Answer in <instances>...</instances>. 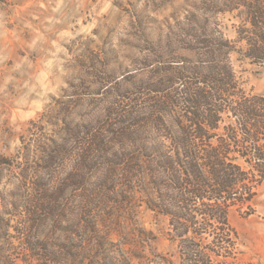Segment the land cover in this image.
Segmentation results:
<instances>
[{
	"label": "trees",
	"instance_id": "trees-1",
	"mask_svg": "<svg viewBox=\"0 0 264 264\" xmlns=\"http://www.w3.org/2000/svg\"><path fill=\"white\" fill-rule=\"evenodd\" d=\"M188 6L183 17L172 13V21L159 22L157 35L142 32L135 68L120 71L128 88L111 86L108 77L100 81L114 99L103 113L77 119L85 87L67 82L68 89L30 122L29 139L22 137L12 160L0 159V165L12 161L24 191L21 219L49 215L68 188L82 186L77 169L60 183L73 148L85 168L105 160L115 173L126 174L146 209L167 219L165 234L176 245L179 264H230L237 258L229 217L232 210L252 215L256 189L264 183V94L243 90L231 57L264 64V0H197ZM226 14L237 22L234 40L217 20ZM80 56L94 63L92 56ZM91 233L109 264H129L116 244L95 227Z\"/></svg>",
	"mask_w": 264,
	"mask_h": 264
},
{
	"label": "rangeland",
	"instance_id": "rangeland-1",
	"mask_svg": "<svg viewBox=\"0 0 264 264\" xmlns=\"http://www.w3.org/2000/svg\"><path fill=\"white\" fill-rule=\"evenodd\" d=\"M196 1L0 0V159L12 160L22 137L29 139L30 122L68 89L67 82L85 87L77 119L103 113L114 99L100 81L108 77L111 86L128 88L120 71L135 68L142 32L157 35L159 22L172 21V13L183 17ZM217 20L234 40L237 22L227 14ZM231 60L243 90L264 94V64L236 54ZM76 155L69 150L59 173L77 169L82 186L68 188L49 215L36 212L26 219L18 216L26 198L13 177L12 161L0 165V264H109V256L96 248L92 227L116 244L129 264H179L176 245L165 234L167 219L146 209L126 174L115 173L105 160L85 168ZM252 206L250 216L243 210L230 213L239 243L230 264H264V183Z\"/></svg>",
	"mask_w": 264,
	"mask_h": 264
}]
</instances>
